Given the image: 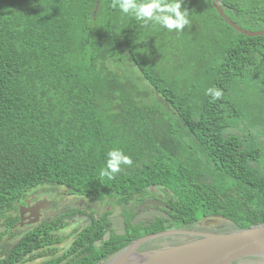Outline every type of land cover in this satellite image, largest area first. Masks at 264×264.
<instances>
[{
  "label": "trees",
  "instance_id": "obj_1",
  "mask_svg": "<svg viewBox=\"0 0 264 264\" xmlns=\"http://www.w3.org/2000/svg\"><path fill=\"white\" fill-rule=\"evenodd\" d=\"M111 2L0 0V264L106 262L142 235L212 217L230 231L264 225V35L234 29L213 0H183L180 32ZM219 2L239 27L264 29V0ZM113 149L133 163L101 177ZM156 187L169 218L131 224ZM41 190L86 203L18 229V203ZM104 198L130 208L124 235L92 210ZM81 209L91 220L70 229Z\"/></svg>",
  "mask_w": 264,
  "mask_h": 264
},
{
  "label": "water",
  "instance_id": "obj_2",
  "mask_svg": "<svg viewBox=\"0 0 264 264\" xmlns=\"http://www.w3.org/2000/svg\"><path fill=\"white\" fill-rule=\"evenodd\" d=\"M99 0H97L98 3ZM213 6L223 19L234 29L248 35H264V29L250 31L243 29L227 18L222 11L219 0H213ZM157 201H147L139 207L148 204H155ZM97 201H93L92 208H95ZM164 206L162 203H160ZM116 212V211H115ZM21 214V212H19ZM23 213V212H22ZM22 215V214H21ZM20 215V220L22 216ZM158 216L167 217V214L160 211H147L142 218ZM139 217L133 218L132 223ZM119 226L124 227L122 217L118 218ZM112 228L116 229L114 219L111 220ZM124 229H122V234ZM185 233L184 230H168L152 233L135 239L124 250L116 253L104 264H233L246 257H264V225L254 226L247 229L233 230L230 232H196L198 237L188 240L185 243L167 247L156 248L149 251L137 252L136 247L143 241L156 238L169 233Z\"/></svg>",
  "mask_w": 264,
  "mask_h": 264
},
{
  "label": "flooded vegetation",
  "instance_id": "obj_3",
  "mask_svg": "<svg viewBox=\"0 0 264 264\" xmlns=\"http://www.w3.org/2000/svg\"><path fill=\"white\" fill-rule=\"evenodd\" d=\"M152 189L153 188H150V192H148L147 195H145L140 201L133 203L132 210H131L132 213L129 219L131 224L133 225H137L140 223L147 224L149 221H154L156 218H160L156 215L152 217L142 218V214L147 211L164 212L167 214V217H162V219L169 218L168 212L170 208L165 204L164 198L154 193ZM94 201H97V204L95 208L91 207L92 210H97L99 213L105 214L106 219L109 222L108 228H110L115 234L121 233L122 229H124V232L122 234H116V235H124L126 233V229L128 228L126 219H127V215L129 213L130 208L128 207L126 209H123L122 206H119V205L113 206L112 203L110 202L111 200L108 201L107 198H104L101 201H98V200H94ZM147 201H157V202H155V204L147 203L145 206L139 207L140 204L147 202ZM71 202L76 204L78 207H80L79 205H84V203H86V201L82 200V198L77 197L76 199H74V197L69 196L68 194H66V192L62 194L61 192L60 193L53 192V191L44 192L43 190H41L38 196H37V193H33V194L28 193V195L24 197L20 203H18V209H17L18 220L16 221L15 226H17L18 229H23L24 227L28 228L31 225L37 224L41 220L44 223L46 222V224H51L50 223L51 220H53V217H55L57 212H59L58 208H62L64 205H68ZM160 203H162L164 206H162ZM81 210L84 213L80 214L79 212H75L76 214L72 215V217L74 218L67 221V226L70 227V229L78 228L77 230H80V228H82L83 225L89 223V221L91 220L90 217L86 214V212L88 211H85L83 209ZM19 212H21L22 215ZM13 215H16V213ZM20 215L22 216L21 220H20ZM136 216H138L139 218L135 220L134 223H132L133 218ZM119 217L123 218L124 227L119 226V221H118ZM113 219H114L115 225L117 226L115 231L112 228L111 220ZM201 224L202 222H197L195 226H192L190 228L165 229L163 231L176 229V230H184L186 232L185 233H181V232L169 233V234L162 235L156 238L145 240L136 247L135 251L137 250V252H144V251H149V250H153L156 248L185 243L188 240L198 237V235L194 234L196 232H203V231L209 232V230L205 229V226ZM108 228H107V231H108ZM206 228H208V226ZM61 231H64V229H61ZM183 236L187 237V239L182 240L181 238ZM75 238H76L75 236L73 238L71 236L66 238L63 242L57 245L58 249L64 248L65 246L68 245V243L69 244L71 243V239L74 241ZM158 238H161L162 241L153 242L154 240ZM130 244L131 242L127 244L124 248L120 249L118 252L121 253V251L126 249ZM49 255L50 254L45 255V257ZM55 255H57L56 257H58L59 253H56ZM50 257H53V256L50 255ZM89 261H90V264H104L105 263V261L104 262L97 261L93 257H90Z\"/></svg>",
  "mask_w": 264,
  "mask_h": 264
},
{
  "label": "clouds",
  "instance_id": "obj_4",
  "mask_svg": "<svg viewBox=\"0 0 264 264\" xmlns=\"http://www.w3.org/2000/svg\"><path fill=\"white\" fill-rule=\"evenodd\" d=\"M182 3L183 0H112L111 7L118 8L121 13L130 15L145 25L151 22L168 31L180 32L189 24V13L187 9L182 10ZM205 94L215 101L222 97L223 92L212 87ZM132 163V159L120 149H113L107 153L106 166L101 170L100 176L113 179L121 172L123 165L131 166Z\"/></svg>",
  "mask_w": 264,
  "mask_h": 264
},
{
  "label": "rangeland",
  "instance_id": "obj_5",
  "mask_svg": "<svg viewBox=\"0 0 264 264\" xmlns=\"http://www.w3.org/2000/svg\"><path fill=\"white\" fill-rule=\"evenodd\" d=\"M185 55H187L188 57H196L197 56L195 53L187 52L185 54V52H183V59L184 60L186 58ZM152 190L154 193H156L162 197L165 194L160 187L153 188ZM201 222H202L201 225H204L205 227H207V226L209 227V225H210L209 231H211V232L230 231L231 230V224H232V220H226V219H223L221 217L206 218L205 220H202ZM195 225H193V226H195ZM219 230H222V231H219ZM181 239L185 240V239H187V237L183 236ZM155 241L161 242L162 239L158 238V239L154 240L153 242H155ZM235 264H264V258L260 259V258H256V257H246V258H243L241 260H238Z\"/></svg>",
  "mask_w": 264,
  "mask_h": 264
}]
</instances>
